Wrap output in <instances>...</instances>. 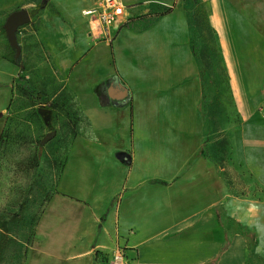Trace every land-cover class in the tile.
I'll list each match as a JSON object with an SVG mask.
<instances>
[{"label": "crops", "instance_id": "crops-1", "mask_svg": "<svg viewBox=\"0 0 264 264\" xmlns=\"http://www.w3.org/2000/svg\"><path fill=\"white\" fill-rule=\"evenodd\" d=\"M39 1L58 18L41 19L27 45L37 43V80L67 106L68 130L38 227L48 260L60 264L65 250L88 254L76 264H264V0H199L237 116L228 141L258 196L231 195L210 153L204 78L178 0H122L124 23L108 39L82 14L99 0H0L6 41L7 17L30 18ZM17 64L0 54V133Z\"/></svg>", "mask_w": 264, "mask_h": 264}, {"label": "rangeland", "instance_id": "rangeland-1", "mask_svg": "<svg viewBox=\"0 0 264 264\" xmlns=\"http://www.w3.org/2000/svg\"><path fill=\"white\" fill-rule=\"evenodd\" d=\"M74 4L76 9L82 5L79 0ZM172 6L183 8L189 16L192 47L204 78L210 153L222 169L231 195L258 196L259 187L235 161L228 141L237 116L227 86L226 71L209 51V37L213 35L209 31L207 12L199 0H178ZM37 7L36 11H29L31 21L28 25L31 28L26 25L15 33L20 49L18 57L10 49L0 26V54L9 61L18 62L12 96L3 115L5 123L0 133V225L6 226V232L0 229V240L4 235L7 238L0 264H53L48 260V257L53 258V253L39 236L38 227L53 195L67 147L65 132L68 130L65 131L60 120L61 110L67 106L62 104L61 97H55V90L45 94L37 80L39 48L37 43L27 45L28 38H31L32 31H37L41 19L48 23L58 18L47 1H39ZM60 23L57 19V24ZM40 110L49 113L46 116ZM50 213L52 215L53 210ZM54 235L58 237L60 234L54 231ZM96 257L102 263L106 260L102 255ZM59 258L60 264H76L79 259H89L87 253L79 256L65 250ZM118 260L115 258L113 264H122Z\"/></svg>", "mask_w": 264, "mask_h": 264}, {"label": "built area", "instance_id": "built-area-1", "mask_svg": "<svg viewBox=\"0 0 264 264\" xmlns=\"http://www.w3.org/2000/svg\"><path fill=\"white\" fill-rule=\"evenodd\" d=\"M125 10L122 0H99L82 14L88 19L93 30L100 31L104 39H108L111 32L124 23Z\"/></svg>", "mask_w": 264, "mask_h": 264}, {"label": "water", "instance_id": "water-1", "mask_svg": "<svg viewBox=\"0 0 264 264\" xmlns=\"http://www.w3.org/2000/svg\"><path fill=\"white\" fill-rule=\"evenodd\" d=\"M30 21L29 15L27 13L26 10H20V11H16L11 13L3 26L4 32H5V36L7 39V42L9 44V46L15 50L16 54L19 55L20 50L16 41V31L28 24ZM40 112L46 113V116L48 115L49 111L47 110H40Z\"/></svg>", "mask_w": 264, "mask_h": 264}, {"label": "trees", "instance_id": "trees-1", "mask_svg": "<svg viewBox=\"0 0 264 264\" xmlns=\"http://www.w3.org/2000/svg\"><path fill=\"white\" fill-rule=\"evenodd\" d=\"M200 3V1H199ZM200 5L202 6V4L200 3ZM169 11V10H167ZM212 34V31L211 29L209 30ZM211 40H210V43H211V47L209 48V51H210V54L211 56H213L217 61L220 62V57H219V54L215 48V45H214V41L212 40V37L210 36L209 37ZM191 44H192V40H191ZM195 56L197 57V54L195 53ZM198 59V57H197ZM1 140H2V136L0 135V143H1ZM0 229L3 230V232H6V226L4 224H1L0 225ZM4 235V234H3ZM6 240L7 238L5 237V235L3 236V238L0 240V258H1V255L3 253V250L5 248V245H6Z\"/></svg>", "mask_w": 264, "mask_h": 264}]
</instances>
